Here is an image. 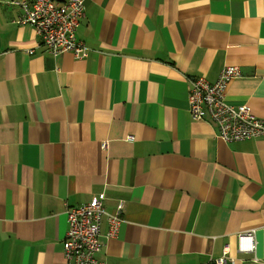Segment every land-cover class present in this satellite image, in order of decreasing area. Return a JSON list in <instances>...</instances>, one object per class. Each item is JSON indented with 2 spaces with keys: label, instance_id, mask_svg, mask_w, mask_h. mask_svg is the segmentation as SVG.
Segmentation results:
<instances>
[{
  "label": "crops",
  "instance_id": "crops-1",
  "mask_svg": "<svg viewBox=\"0 0 264 264\" xmlns=\"http://www.w3.org/2000/svg\"><path fill=\"white\" fill-rule=\"evenodd\" d=\"M14 1L0 0V264H67L65 207L93 197L123 205L115 237L101 225L104 264H206L226 247L264 264V138L225 143L187 110L189 79L235 66L227 103L264 120V0H82L83 60L48 55ZM251 230L255 252L238 254Z\"/></svg>",
  "mask_w": 264,
  "mask_h": 264
},
{
  "label": "built area",
  "instance_id": "built-area-1",
  "mask_svg": "<svg viewBox=\"0 0 264 264\" xmlns=\"http://www.w3.org/2000/svg\"><path fill=\"white\" fill-rule=\"evenodd\" d=\"M20 10L18 25L31 27L44 51L58 57L71 53L83 60L88 52L86 46L76 38V29L84 17L82 0H25L10 3ZM28 54H33L32 50ZM240 77L235 66L222 68L213 83L198 77L189 79L187 110L192 120L208 119L217 129V137L225 143L264 138V120L255 117L247 106H234L226 101L228 84ZM105 149L106 144H101ZM120 204L115 213H107L101 198L93 197L81 206H66L64 216L67 224L63 255L67 264H104L96 254L100 250L101 225H107V238L116 236L121 223ZM258 242L257 232L251 230L237 236L238 254H253ZM235 257L228 256L227 247L222 256L210 259L212 264H236Z\"/></svg>",
  "mask_w": 264,
  "mask_h": 264
}]
</instances>
